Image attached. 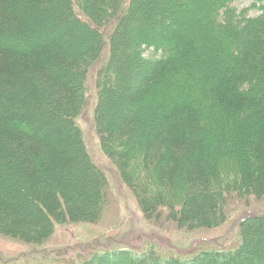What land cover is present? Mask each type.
<instances>
[{
	"label": "trees",
	"instance_id": "1",
	"mask_svg": "<svg viewBox=\"0 0 264 264\" xmlns=\"http://www.w3.org/2000/svg\"><path fill=\"white\" fill-rule=\"evenodd\" d=\"M235 1L0 0V236L43 245L56 225L100 221L108 182L77 124L97 63L101 146L147 220L219 227L232 177L264 197V0H251L256 16ZM206 110L237 164L226 178ZM241 236L234 251L124 249L83 264H264V216Z\"/></svg>",
	"mask_w": 264,
	"mask_h": 264
},
{
	"label": "rangeland",
	"instance_id": "2",
	"mask_svg": "<svg viewBox=\"0 0 264 264\" xmlns=\"http://www.w3.org/2000/svg\"><path fill=\"white\" fill-rule=\"evenodd\" d=\"M233 5L239 11L250 8L252 16L262 12L258 9L261 4L258 3L254 8L251 0H236ZM76 12L83 17L77 6ZM185 28L187 29V25ZM191 31L193 37L203 35L200 34L198 25L194 24ZM144 54L147 57L155 56L154 58L159 56L152 48L146 49ZM207 54L211 56L212 51ZM100 64L97 63L90 70L85 103L77 124L88 154L107 178L109 198L101 219L96 224L56 225L53 235L43 245L26 244L0 236V264H83L98 253L124 249L144 252L152 247L163 256L172 255L180 258H189L208 250H237L242 243V221L250 216H264V197L238 189L237 186L239 188L240 186L235 185L234 177L228 179L222 188L221 197L225 203L226 220L217 228L188 231L163 218L159 221H149L144 217L136 197L121 179L116 164L103 151L97 133L95 110L98 103L97 73ZM204 112L206 121L211 117L212 124L216 115L211 110ZM215 126L217 125L209 126L205 137L215 141L214 157L211 162L213 167L214 165L227 167L224 175L226 178L229 177L227 173H237V164L235 166V159H229L232 158L231 149L226 146L224 138L219 137L217 131L221 128L218 126L216 129Z\"/></svg>",
	"mask_w": 264,
	"mask_h": 264
}]
</instances>
